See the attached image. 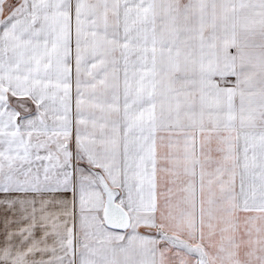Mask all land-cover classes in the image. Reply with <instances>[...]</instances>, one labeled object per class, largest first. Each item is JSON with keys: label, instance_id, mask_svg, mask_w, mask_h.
I'll list each match as a JSON object with an SVG mask.
<instances>
[{"label": "snow or ice", "instance_id": "6c2138e0", "mask_svg": "<svg viewBox=\"0 0 264 264\" xmlns=\"http://www.w3.org/2000/svg\"><path fill=\"white\" fill-rule=\"evenodd\" d=\"M0 264H264V0H0Z\"/></svg>", "mask_w": 264, "mask_h": 264}]
</instances>
